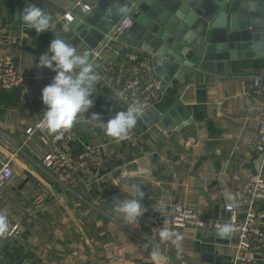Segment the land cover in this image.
I'll list each match as a JSON object with an SVG mask.
<instances>
[{
  "label": "crops",
  "instance_id": "0c3cea01",
  "mask_svg": "<svg viewBox=\"0 0 264 264\" xmlns=\"http://www.w3.org/2000/svg\"><path fill=\"white\" fill-rule=\"evenodd\" d=\"M96 2L0 0V62H10L24 78L21 88L0 91V162L10 161L13 171L0 190V214L8 220L5 238L0 240V264H229L236 240L218 238L209 223L227 219L224 207L241 205L256 174L264 177V158L257 171L259 155L250 149L257 119L264 114V98L254 97L251 81L264 74V59H246V52L237 50L224 76L193 71L180 82L172 81L154 108L164 113L180 101L190 116L189 125L171 130L159 122L140 130L136 125L127 140L113 139L96 122L85 120L96 113L107 122L124 110L114 100L113 82L106 72L113 65L127 74L137 73V64L124 57L131 51L148 58L151 68L155 59L113 41L99 51L89 50L69 26L84 14L78 3L90 11ZM31 4L52 16L50 31L37 35L19 20ZM54 38L64 39L78 53L88 51L102 77L85 119L81 115L68 129L73 142L66 150L74 167L86 148L98 151V162L75 169L64 185L41 162L54 134L36 128L46 111L42 89L55 76L37 64ZM28 129L34 130L27 134ZM207 141L219 144L208 149ZM136 185L145 193L146 212L129 224L114 213L112 202L134 198ZM161 201L164 211L159 208ZM176 205L195 210L207 226L173 227L170 220ZM255 209L264 214V202ZM244 210L239 206L240 219ZM161 229L170 230L172 239L161 240ZM157 246L160 259L151 255ZM254 251L257 264H264V250L255 247ZM204 254L225 260L203 263Z\"/></svg>",
  "mask_w": 264,
  "mask_h": 264
},
{
  "label": "water",
  "instance_id": "95a60500",
  "mask_svg": "<svg viewBox=\"0 0 264 264\" xmlns=\"http://www.w3.org/2000/svg\"><path fill=\"white\" fill-rule=\"evenodd\" d=\"M121 8L126 11L121 13ZM128 14L134 23L119 43L154 57L152 74L161 82V93L193 71L224 76L237 50L246 52V59H264V0H97L69 29L89 50L99 51L115 44L110 41L113 27ZM157 122L165 130L180 129L190 124V116L177 101L164 113L147 109L137 127ZM218 144L205 143L208 149ZM262 160L259 156L255 162L257 171ZM213 260L221 263L225 258L201 257L203 263Z\"/></svg>",
  "mask_w": 264,
  "mask_h": 264
},
{
  "label": "built area",
  "instance_id": "2783aa9c",
  "mask_svg": "<svg viewBox=\"0 0 264 264\" xmlns=\"http://www.w3.org/2000/svg\"><path fill=\"white\" fill-rule=\"evenodd\" d=\"M83 13L89 7L81 3L77 4ZM69 19V16H65ZM132 14L125 15L113 27L110 41L119 42L133 26ZM126 60L135 62L138 66L137 73H125L123 69H116L112 65L106 72L108 81L113 82V92L121 93L123 101L117 100L125 110L128 105L140 103L145 111L155 106L161 95V82L152 74V68L148 58L142 57L136 52L124 54ZM24 85V78L19 69L8 61L0 62V91L8 92ZM251 88L256 99L264 98V74H257L252 77ZM144 111V112H145ZM38 129H43L40 124ZM34 129H28L30 134ZM60 138L57 139L56 136ZM73 142V136L69 130H62L61 133L54 134L51 138V149L42 158V166L60 184H68L71 181L75 169H88L98 162V151L86 148L79 156L77 165H72L66 152ZM250 149L257 155L264 158V114L257 119V132L255 139L250 143ZM13 176L11 162H0V190L10 182ZM264 202V177L260 173L256 174L253 184L247 189L246 196L241 203L244 207V216L239 218L238 205H226L225 212L227 219L210 222V228L218 232L221 225L230 223L232 232L230 237L236 240V251L231 257L229 264H257L258 258L254 248L264 250V214L256 212V204ZM170 223L177 228L203 229L207 226L206 221L201 219L198 213L188 207L176 205L172 209ZM15 232V228L9 233ZM5 233L0 234V240L5 238Z\"/></svg>",
  "mask_w": 264,
  "mask_h": 264
},
{
  "label": "clouds",
  "instance_id": "9594fccd",
  "mask_svg": "<svg viewBox=\"0 0 264 264\" xmlns=\"http://www.w3.org/2000/svg\"><path fill=\"white\" fill-rule=\"evenodd\" d=\"M121 13L126 9H119ZM19 20L28 29H34L39 35L50 31L53 27V18L40 7L31 4L21 13ZM38 68L51 70L55 76L50 84L45 86L41 92V100L46 107L43 118L39 121L40 127L49 134H58L62 130L70 129L78 118L93 106V92L96 85L102 80L96 71V65L90 60V53L84 51L78 53L77 49L62 38H54L49 45L48 51L39 57ZM114 100L123 101L121 93H116ZM145 109L140 103H133L111 116L107 122H103L99 114L93 113L87 122H96L104 130L108 137L116 140H127L129 134L136 128L138 120ZM60 138L59 135L56 136ZM145 193L140 185L135 186L134 198L115 199L112 202V210L115 214L122 216L129 224L139 221L146 212L142 201ZM161 211L166 209L163 201L160 202ZM8 229V220L5 215L0 214V234ZM232 225L225 223L217 232V237L226 239L231 235ZM168 229H161L159 237L168 241L173 237ZM179 238V237H177ZM154 259H160V250L157 246L151 253Z\"/></svg>",
  "mask_w": 264,
  "mask_h": 264
}]
</instances>
